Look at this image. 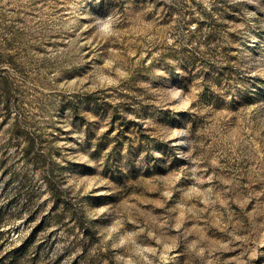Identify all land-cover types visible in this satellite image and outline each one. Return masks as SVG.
I'll list each match as a JSON object with an SVG mask.
<instances>
[{
	"label": "rangeland",
	"instance_id": "obj_1",
	"mask_svg": "<svg viewBox=\"0 0 264 264\" xmlns=\"http://www.w3.org/2000/svg\"><path fill=\"white\" fill-rule=\"evenodd\" d=\"M0 61V264H264V0H0Z\"/></svg>",
	"mask_w": 264,
	"mask_h": 264
},
{
	"label": "trees",
	"instance_id": "obj_2",
	"mask_svg": "<svg viewBox=\"0 0 264 264\" xmlns=\"http://www.w3.org/2000/svg\"><path fill=\"white\" fill-rule=\"evenodd\" d=\"M3 62L0 61V75H2V72L4 71ZM6 80L4 83V86L6 87L7 92L9 93L12 87H14V81L11 78H8V76H5ZM7 93V94H8ZM34 143L33 141L28 137H26L25 142L20 147L21 155L24 158L33 160L35 163L42 164L43 159L41 158L43 156V153L41 150H39L38 154L33 152ZM49 191L51 192L53 197H58L57 200H59L61 189L59 186L56 185H49ZM61 201V200H60Z\"/></svg>",
	"mask_w": 264,
	"mask_h": 264
}]
</instances>
